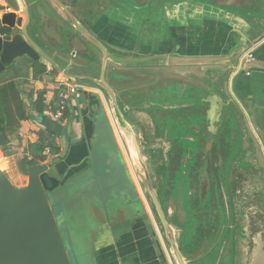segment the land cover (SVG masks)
Returning a JSON list of instances; mask_svg holds the SVG:
<instances>
[{"label": "water", "instance_id": "water-1", "mask_svg": "<svg viewBox=\"0 0 264 264\" xmlns=\"http://www.w3.org/2000/svg\"><path fill=\"white\" fill-rule=\"evenodd\" d=\"M0 1H3L13 11L18 10L16 0ZM52 1L54 5L49 3L71 32L57 31L54 25H49L46 20L44 22L45 14L41 9L38 12L42 20L34 25H29V15L26 9H24L25 22L23 24L22 19L17 18L15 14H3L0 19V29L9 30V34L0 35V73L11 67L17 60L28 58L44 66L46 72L49 67L47 74L52 77L61 76L64 82L81 86L84 85L79 81L88 80L101 91L116 123L135 177L152 210L157 226L163 234L173 264H206L204 259L209 254V256L212 255L213 259L211 252L219 241H221L220 248L229 245L230 254V235L232 233L233 237V232L244 238L240 246L239 257L237 255L236 258L237 263L252 264L257 249L260 250L264 258V158L244 114L227 93L228 78L240 62H243V70L264 71V62L246 57L250 47L264 37V18L252 14L243 15L225 8V6L242 7L245 6L244 4L212 6L190 0L197 6H201L206 14L208 10H222L245 21L247 26H250L251 31L243 34L246 32L244 29L246 27H237L240 32H233L231 29L232 37L228 40L229 44L224 45L223 53L210 55L182 54L176 49L171 54H154L147 48L143 49V52L151 54L141 56V58L109 53L89 31L82 27L63 4L58 0ZM150 1L148 0L147 5ZM250 1L252 2V0ZM251 4L248 3L249 6ZM137 7L140 9L144 6L139 4ZM133 9L136 11L135 8ZM187 21L193 23L194 20L188 19ZM59 32L63 33V40ZM141 45L142 47L145 46ZM88 47H93L101 56L98 79L73 74L74 69L79 67L74 63L76 57L82 55L85 61L89 57L84 54ZM108 64L109 68L114 67L117 71L119 70V73L125 70V67L132 70L134 68H159L162 66H167L173 70H177V67H182V69L203 67L209 68L206 73H212L210 78L213 76L217 77L216 80L223 78L222 88L220 87L218 91L214 88L208 90L200 88L207 94L205 98L204 94L194 97L188 96L184 100H177L180 101L177 106L173 105L175 101L161 103L153 100L151 105L170 104L165 106H168L170 110L181 111L184 108L188 109L190 105L196 108L202 103H207L206 119L210 124L209 129L212 130L213 125L216 126L213 135H217L216 132L219 131V128L221 129V134L218 137L222 139L218 141L226 145V150L220 151L215 144L213 153L215 150L217 161L213 162L212 165L203 166V147L206 140L197 138L193 139L191 143L187 141L190 127L200 125L203 118L188 117L186 120L176 122L171 117L166 116L161 123L158 115L152 112V106L151 110H141L142 117L138 113L134 115L130 111H140V106L144 102L135 101L134 104H125L118 101V93L105 80V73H109V70L106 71ZM84 67L87 71L98 69L96 65L88 64ZM214 73L221 74L217 76ZM113 79H117L118 82L126 80L122 74L115 75L114 73ZM134 89L136 88L125 91L133 92ZM200 89L194 87L193 91L198 93ZM221 94L223 96H220ZM80 100L85 102L84 95H80ZM132 105L134 107H131ZM121 109L122 111H120ZM223 109H225L224 113ZM156 110H159L158 113H162L160 109ZM122 112L125 113L126 118ZM143 116H147V118H143ZM235 117L238 124H236ZM36 120L37 125L53 134L57 139L64 136V131L68 126V123L60 124L45 114L37 116ZM203 131L204 129L201 127L199 136ZM178 134L181 135V140L189 143L188 147L198 142L197 151L195 150L194 153L197 154L198 178L199 175H203L209 185L207 191H203L202 196L199 194V201L206 202L208 198H211L218 206L216 211L219 213L214 215L221 222L213 235V237L216 236L215 240L212 243L210 241L206 248L202 247L200 249V251L202 250L201 254L193 258L184 256L185 247H182V250L180 248L181 236L185 234L179 228L185 221V212L182 206L183 197L171 192L172 184L168 194L159 193L161 187L162 190L166 187L169 179L170 152H172L173 158L177 156L171 147ZM6 142L7 138L3 133H0V147ZM185 149L182 151L185 154L179 156L183 160L179 161V167L173 173V177L177 174L186 175L187 170L190 171L188 162L194 154H191L189 148ZM55 161L56 159L50 158L44 164L27 167V184L23 187L15 186L0 169V264H71L67 250L69 245L62 235L65 216L63 212H55L48 199V195L60 186V181L48 173L50 165ZM206 161L208 162V160ZM162 167L167 171L166 178L162 177L161 174L157 175ZM205 167H207L206 171ZM209 170L212 173H209ZM243 173L249 174L256 179L257 183L262 185L259 192L251 193L247 197L244 195L237 181ZM252 208H256L257 213L254 216L251 215V212L246 215L245 212L251 211ZM256 226L258 229L255 228ZM212 259L210 264H213ZM76 264H83L82 259Z\"/></svg>", "mask_w": 264, "mask_h": 264}, {"label": "crops", "instance_id": "crops-1", "mask_svg": "<svg viewBox=\"0 0 264 264\" xmlns=\"http://www.w3.org/2000/svg\"><path fill=\"white\" fill-rule=\"evenodd\" d=\"M0 6L4 7L3 1H0ZM109 7L110 12L108 9L104 12L95 26V30L100 31L107 44L114 48L127 47L126 50L138 48L141 43L134 39H138L140 33L139 30L136 33L130 30L128 26L130 13L126 12L123 15V17H129L126 18L127 22L122 17V21L117 20L113 24L111 23L112 19L110 17L112 15L110 13H114L115 10L114 14L117 15V11L114 5ZM210 12L213 11L208 10L207 14L203 11L200 17L192 21L193 23L186 21L184 24H177L176 22H167L165 18L169 38L163 42L157 41V44H154L153 47L157 49L173 45L174 50L181 48L183 50L182 54L210 55L223 53L224 45L229 44L228 40L232 37V31H240L233 23L227 22L225 19L221 20L215 15H210ZM1 14L0 12V16ZM132 16H135V14ZM230 19L237 20L247 26L244 23L245 21L241 19L231 17ZM153 47H151V50ZM156 49L153 50L156 51ZM121 55L125 56L124 54ZM246 57L264 62V37L250 47ZM27 60L29 59H19L14 62L12 69L3 71L16 73L15 77L18 80L30 83V85L27 84L22 93L20 92L23 110L29 118L20 122V126L15 133L9 134L5 129L0 128V133H3L7 138L6 144L0 147V153L5 157L0 169L17 187L21 185L15 183L13 178L16 181H27L26 174H22L20 168V162L25 156V149L28 144L37 142V134L42 130L37 123L31 120V117H37L38 115L31 110L30 104L36 100L38 92L44 91V103L48 105L54 99L58 84L64 82L63 77L55 78L48 74L34 79L32 68L29 67L28 71L25 69ZM88 61L90 60L87 58L85 61L82 55L76 57L74 63L79 67L74 69L73 74L98 79L100 74L98 69L95 71L85 69L84 66L88 65ZM242 63L240 62L229 76L227 93L244 114L250 131L258 142L259 151L264 158V71L243 70ZM96 65L98 68L99 63H96ZM177 69L171 72L205 73L204 71H207L203 67H191L189 69L177 67ZM108 70L109 64L106 71L108 72ZM48 71L49 67L47 68ZM10 80L0 82V86L11 83ZM105 80L118 93V81L113 79V73H105ZM79 82L85 87V90L81 92V95L85 97V102L80 100L79 105L73 108L71 120L66 121L68 123L66 135L57 139V144L61 150L60 158L56 159L48 169L49 175L60 181L59 188L50 195L55 201H59V197L62 196L63 200L56 204L54 210L63 212L65 216L63 225L68 232L69 239H71L70 241L66 238L70 249L76 250V248H79V251L82 250L81 252L78 251L77 255H83V264H173L163 234L157 226L152 210L135 177L127 151L104 95L92 82L88 80ZM103 118L107 122L121 162L126 168L132 191L131 194H127L122 190L116 193L109 192L107 198L101 194L97 195L96 197L106 199L107 209L106 206H103L104 209L98 207V198L89 200L87 195L81 193V191L83 192L81 179L85 173L94 167V163L97 168L103 163L101 152L97 151L95 160L92 159L91 154L97 124L99 125L100 120ZM65 206L67 207L65 208ZM85 210L90 211L92 214V223H85L82 226L78 224V220H82L81 217ZM62 235L64 236L63 230ZM76 235L82 238L81 243ZM87 239L88 242H86Z\"/></svg>", "mask_w": 264, "mask_h": 264}, {"label": "rangeland", "instance_id": "rangeland-1", "mask_svg": "<svg viewBox=\"0 0 264 264\" xmlns=\"http://www.w3.org/2000/svg\"><path fill=\"white\" fill-rule=\"evenodd\" d=\"M95 9L98 12H105L107 9L110 10L108 7L110 5H114V8H120L123 9V15L126 14L127 10L134 11L133 8H135V4L130 2L129 0H122V3L116 4L114 1L111 0H92ZM112 4H111V2ZM148 0H140V5H143L147 2ZM254 1V0H253ZM242 2V3H241ZM211 3L215 6H221L222 4H227V5H241L244 4L245 6H248V3L251 4L252 11L256 12V16L264 18V0H255V2H251L250 0H211ZM150 4L151 7H150ZM161 4V5H160ZM159 5V6H158ZM212 5V6H213ZM141 7V6H140ZM144 8H149L150 10L154 11H160V9L164 10L163 16L166 18L167 22H176L177 24H184L188 19L189 20H194L202 15V12L205 10L201 6H197L196 3L190 1V0H173V2L165 1V0H151L150 3L144 5ZM137 9V8H135ZM213 12H210V15H215L219 19H225L227 22L233 23L236 27H246L244 28L246 32L248 33L251 31L250 26H245L243 23L238 22L237 20H231V18H236L234 16L228 15L227 12H224L222 10L216 11L212 9ZM215 12V13H214ZM115 13V10H114ZM114 13H110L112 16L110 19L116 20V16ZM134 13V12H131ZM130 13L131 17H123L124 19H130L129 20V28L131 31L134 33L139 30L140 36L138 39H134L135 41L139 43H146L149 42V46H143L139 45L137 50H134L132 53H125L126 56H132V57H141V53L143 52V49H150L151 52H155L156 49L153 47V45L157 44V41H159L160 38V31L157 29L154 24L151 22V13H149V29H145L142 24H141V19L143 17L142 13H139L138 10L135 12V16H132ZM144 16H147V14H144ZM228 17V18H227ZM127 19L125 22H127ZM145 19V17H144ZM245 23V22H244ZM142 26V28H141ZM149 34V40L147 41V37ZM159 37V38H158ZM151 47L152 50H151ZM142 58V57H141ZM25 65V69L28 71L29 67H32L35 62L31 60H27ZM15 63L12 64L11 67L7 68L6 70L12 69ZM184 69H189L184 68ZM208 69L209 68H204ZM173 69L167 67V66H162L159 68H134L133 70L131 68H126L125 70L120 71V73L116 70L114 67L109 68V73H114L116 74H122L123 77L126 80H121L118 82V101L121 103L129 104L132 103L134 104L135 101H142L144 104L140 106V111H130L134 115L138 113L139 116L142 117V112L141 110L147 109L151 110V106L153 108L152 112L156 113L158 117L160 118V122L163 123V118L166 116L171 117L174 119L176 122L186 120L188 117H194V118H203L202 123L200 125H192L189 129L190 134L187 137V141L191 143L193 139H203L206 140V144L203 147V153H204V160H203V166L207 165L209 162L212 165L214 161H217L216 158V151L214 150L213 153V146L216 144L218 149L220 151L226 150V145L223 142L218 141L219 138L218 136L221 134V129L219 128V131L216 132L217 135H213L215 133V125H213L212 130L209 129L210 124L206 119V112H207V103H202L199 105V107H192L191 105L188 107V109L184 108L183 110H170L168 106L165 105H170V104H159L157 106L151 105V101L155 100L161 103H168L169 101H175L173 103L174 106H177L178 102L177 100H184L186 97H194L196 95H202L204 94V98L207 96L206 93H204L203 89H209V88H214L215 90H219V88H222L223 85V78L216 80V76H213L210 78V75L212 76V73L208 74L206 71L205 73H174L171 72ZM178 70V69H177ZM3 72L0 73V82L4 80H10L11 83L15 86V90L17 91L19 97H20V92L22 93L26 87L27 84L30 85V83H25L24 81L18 80L15 76L16 73L12 72ZM14 71V70H13ZM25 71V70H24ZM133 71V72H131ZM118 72V73H117ZM123 72V73H121ZM24 73V72H23ZM208 74V75H207ZM215 75H219L221 73H214ZM33 77V73H32ZM127 77V78H126ZM114 85V84H113ZM116 86V85H114ZM195 88H203L200 89V92L195 93L193 89ZM119 88L120 91H119ZM134 89L133 92H126L125 90L127 89ZM182 91V92H181ZM220 96H223L222 94ZM181 100V101H182ZM224 102V101H223ZM131 107H134L132 105ZM130 107V108H131ZM150 108V109H148ZM136 109V108H135ZM156 109H160L162 113H158ZM70 110V109H67ZM122 111V109L120 110ZM225 109H223L224 113ZM233 113V110H231ZM151 113V111H150ZM149 113V115H150ZM218 113V112H217ZM44 114V112H43ZM123 116L126 118V115L124 112H122ZM235 115V114H234ZM151 116V115H150ZM236 116V115H235ZM36 118L37 117H31L32 122L36 123ZM143 118H147V116H143ZM236 124H238V121L235 117ZM226 126V123H224ZM201 127H203L204 131L203 133L199 136V132ZM212 133H210V132ZM9 133V132H8ZM67 133V127L66 131H64V136ZM10 134V133H9ZM196 143V142H195ZM194 143V144H195ZM93 145V152L92 154V159L95 160V156L97 155V151L101 152L102 155V165H100L98 168L96 167L94 163V167L90 170H88L87 173H85L84 177L81 179V182L83 184V192L81 191L82 195H87V199L89 200H95L99 199L98 207L101 209H104L103 206H106V209L108 207V203H106L105 198H99L96 197L97 195H103V196H108L107 193L109 192H121L125 191L127 194H131V184L129 182L127 173H126V168L124 164L121 162V158L117 152V147L113 142V138L111 136V132L108 128L106 120L101 119L99 125L97 124L96 132L94 135V139L92 141ZM197 146L198 142L196 143V151H197ZM172 151L178 155L179 150L175 145L171 147ZM186 150V149H185ZM184 150V151H185ZM170 166H169V179L167 180L166 187L163 188L162 192L167 193L169 191V188L172 184V178H173V173L178 169L179 163L176 159L173 158L172 152H170ZM193 158L197 159V154H194ZM181 161L183 160L180 159ZM208 160V162L206 161ZM207 170V167H205V171ZM22 172V171H21ZM108 172V173H107ZM209 173H212L211 170L208 171ZM107 173V174H106ZM190 173H191V178H192V183H191V190L189 192V198L192 203H197L199 201V194L202 196L203 191H207L208 189V182L207 179L202 175H199L198 178V171H197V163L194 164L193 166H190ZM22 174H24L22 172ZM9 176V175H8ZM13 181L23 187L27 184V181L25 180H15L13 178ZM240 184V189L242 192H244V195L247 197L251 193H255L256 191L259 192L261 190L262 185L257 183L256 179L250 176L249 174H241V178L237 180ZM111 188V189H110ZM115 189V190H112ZM107 198V197H106ZM48 199L50 202V205L53 209L56 208V204L61 202L62 196L59 197V201H55L51 195H48ZM105 199V200H104ZM67 206H65L66 208ZM64 208V209H65ZM218 209L217 205H209L207 207V212L212 214L211 217H205L203 224H209L210 228L211 227H217L221 222L214 220L215 216L214 214H217L216 210ZM237 209L240 211V208L237 206ZM58 210H55L57 212ZM66 212V210H64ZM238 212V211H236ZM251 212V215L254 216L257 213L256 208H252V210H247L245 212L246 215ZM69 217V214H68ZM82 220H78L79 225H84L85 223H92V214L90 211H84L83 216L81 217ZM199 221V218L197 217V222ZM230 223V222H229ZM256 223V222H255ZM63 229V239L67 242V239H69V235L67 230L64 229V225L62 227ZM258 229V226L255 227ZM78 241L81 243L82 238L80 236H77ZM67 238V239H66ZM71 241V239H69ZM210 240V235L207 233L206 226H203V230L200 233V237L195 240L193 244H189L185 248V253L187 257H194L196 255L201 254L200 249L206 248L209 244ZM88 242V239L86 240ZM67 246V245H66ZM221 243H218L213 249H212V254H213V264H228V255H229V245L225 246L224 248H220ZM68 255L71 261V264H76L77 262H80L82 259L83 255H77L79 248L70 249L68 247ZM80 250L79 252H81ZM221 252V253H220ZM219 254H221L219 256Z\"/></svg>", "mask_w": 264, "mask_h": 264}, {"label": "trees", "instance_id": "trees-1", "mask_svg": "<svg viewBox=\"0 0 264 264\" xmlns=\"http://www.w3.org/2000/svg\"><path fill=\"white\" fill-rule=\"evenodd\" d=\"M165 1L173 2V0H165ZM194 1L213 5L211 3V0H194ZM252 2H255V0L254 1L252 0ZM147 3L148 1L145 4H143L142 7ZM151 5L152 4H150V7ZM252 7L253 6L251 7L225 6V8L234 10L235 12L237 13L239 12L243 15H250V14L256 15V12L251 10ZM139 12L142 14L145 13L147 15L151 13V22L160 31V38L158 37L159 41L163 42L164 40L169 38L167 33V27L165 25V17L163 16L164 13L163 9H160V11L153 12V10L143 7L139 9ZM174 49L175 48L173 47V45L168 47L167 46L161 47V48H157L154 54L155 53L171 54L174 52ZM177 51L183 53V50L181 48H178ZM31 68L34 79L41 78L43 75L47 74L46 68L40 65L38 62H35ZM14 87L15 86L13 85V83H6L0 86V128L5 129V131L9 133H15L20 126V122L27 120L29 118L23 110L24 108L21 99ZM44 95H45L44 91L38 92L36 100L32 104H30L31 110L34 113H36L38 116L42 115L45 110L51 112H54L56 110L58 91L55 92L54 99L48 105H45L44 103ZM72 114H73L72 111L67 110L64 113V119L67 122L70 121L72 118ZM37 135H38L37 142L34 144L27 145L25 149V156L20 162V168L24 174H26L27 167L32 165L44 164L50 158L57 159L61 155L60 147L57 144V138L53 134L42 129L38 132ZM180 136L181 135L178 134L173 142V145L176 144L177 148L179 149V154L176 156V158H174L178 161V163L181 159V157L179 156L185 154L182 152L185 148H189L191 150V154H194L196 150L194 144L188 147L189 143H186L185 141L181 140ZM45 152L47 153L44 154ZM196 163H197V159L191 158V160L188 162V166H193ZM208 165H211L210 162L208 163ZM159 174H161L162 177L166 178L167 171L162 167L157 175ZM191 183H192V178L189 170H187L186 175L177 174L172 178L171 192L176 193V195H181L183 197L182 206L185 212V221L181 226H179L181 231H184L185 233L184 235L181 236V243H180L181 250L182 247L186 248L187 244H193L195 242V239L200 237V233L203 230V226H206L207 233L210 235L209 242L211 241L212 243V241H214L216 237V236L213 237V235L219 227L218 225L217 227L210 228L209 224H203L205 217L212 216V214L207 212V207L209 205H215V203L211 198H208L206 202L198 201L197 203H192L187 194L191 190ZM159 193H162V187ZM197 217L199 218L198 222H197ZM214 220L219 221L217 216H215ZM231 238H232V244H231ZM243 239L244 238L241 235L237 234L236 232H233V237L231 233L230 254L228 255L229 264H239L236 262V258L237 255L240 254V246L242 244ZM218 243H221V241H219ZM183 253L185 254L184 256L187 257L184 250ZM209 255L204 259V262L206 264L211 263L210 261L212 259V255L211 256Z\"/></svg>", "mask_w": 264, "mask_h": 264}, {"label": "flooded vegetation", "instance_id": "flooded-vegetation-1", "mask_svg": "<svg viewBox=\"0 0 264 264\" xmlns=\"http://www.w3.org/2000/svg\"><path fill=\"white\" fill-rule=\"evenodd\" d=\"M58 1L61 4H63L74 15V17L82 25V27L85 28L87 31H89L109 51V53L111 54L114 53V54H119V55L124 54L126 56L125 53L130 54L134 50L138 49V48H133L132 50H126L127 47H121L117 49L107 44L106 39L103 38V35H101V32L95 30V26L97 25L99 20L102 18L104 12H101V11L98 12L95 9L96 6H94L92 0H58ZM111 1H114L116 4H119V5L122 3V0H111ZM129 1L135 4V8H137L136 10H139L137 5L140 4V0H129ZM16 2L18 5L17 11H13L9 7H7L5 3H4V7L0 6V12L2 13L0 16V19L2 15L5 13H13L16 15L17 18L22 19V24H23L25 22L24 9H26L29 15V25L30 24L34 25V24H37L38 22L40 23V21L42 20L38 12L41 9L43 13L45 14V18L43 19L44 22L46 20L48 21L49 25H54L57 31L61 30L64 33H66V31L67 33L71 32L69 28H67L64 25L59 15L54 11L52 7V5H54V2L52 0H21L20 2L16 0ZM116 11H117V15L115 14L116 20H111V23L113 24H115L117 20L122 21V17H123L122 9L116 8ZM127 12L129 13L134 12V13H131L133 15L135 14L136 11L127 10ZM148 15L143 16L141 19V24L146 30L149 29ZM62 32H59V34L61 35L62 40H63L64 38H63ZM8 34H9V30L5 28L0 29V35H8ZM146 37L148 41L149 34ZM142 44L150 45L149 42L142 43ZM84 52H85L84 53L85 55L89 56L88 59L90 61L87 62L88 64L96 65V63L97 64L99 63V66H98V71H99L100 63H101V56L97 53V51L93 47L91 48L88 47ZM141 54H142L141 56H144V55H150L151 53L148 54L147 52H142ZM252 264H264L263 256L261 255V252L259 249H257L256 251L255 258Z\"/></svg>", "mask_w": 264, "mask_h": 264}, {"label": "built area", "instance_id": "built-area-1", "mask_svg": "<svg viewBox=\"0 0 264 264\" xmlns=\"http://www.w3.org/2000/svg\"><path fill=\"white\" fill-rule=\"evenodd\" d=\"M56 90L58 91L56 110L54 112L46 110L44 114L60 124H65L66 120L64 119V113L67 109L73 111V108L79 105L80 95L81 92L85 90V87L61 82L58 84ZM46 153L47 152L44 154ZM4 159L5 157L0 153V165Z\"/></svg>", "mask_w": 264, "mask_h": 264}]
</instances>
